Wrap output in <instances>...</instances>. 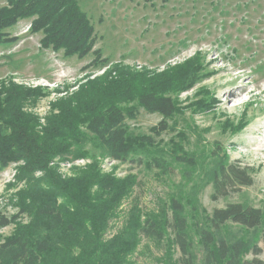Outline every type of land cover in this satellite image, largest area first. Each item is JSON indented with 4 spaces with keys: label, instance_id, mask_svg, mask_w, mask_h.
I'll use <instances>...</instances> for the list:
<instances>
[{
    "label": "rangeland",
    "instance_id": "1",
    "mask_svg": "<svg viewBox=\"0 0 264 264\" xmlns=\"http://www.w3.org/2000/svg\"><path fill=\"white\" fill-rule=\"evenodd\" d=\"M80 6L95 26V49L107 66H93L95 54L79 58L42 48V34H32L27 20L6 31L15 40L0 43V123L13 119L31 128L35 144L49 151L36 157L34 143L24 141L15 159L0 164V211L16 216L0 238L35 222L49 200L87 225L94 208L78 217L75 200L93 185L91 191L101 188L108 208L114 206L98 221L106 225L104 242L148 216L162 227L179 216L186 221L189 255L166 228L161 240L141 236L133 260L206 264L201 233L213 230L215 208L239 202L264 213V0H80ZM121 86L125 99L117 93ZM149 91L173 99L170 118L139 102L138 95ZM110 101L124 108L142 165L115 160L90 140L86 108L78 103ZM70 124L87 138L52 133L59 126L68 134ZM229 162L246 166L254 183L215 201V172ZM263 230L264 219L257 228L229 222L215 233L230 243L259 244L264 259Z\"/></svg>",
    "mask_w": 264,
    "mask_h": 264
},
{
    "label": "trees",
    "instance_id": "2",
    "mask_svg": "<svg viewBox=\"0 0 264 264\" xmlns=\"http://www.w3.org/2000/svg\"><path fill=\"white\" fill-rule=\"evenodd\" d=\"M214 7L217 8V5L214 4ZM22 20L30 21L32 34H42L40 39L42 48L62 51L66 56L79 58L95 54L93 66L109 65L106 58H101V50L95 49V26L81 8L80 0H0V43L16 39L5 34ZM111 67L112 65L109 66ZM197 78L199 75L196 74L191 80ZM123 86L117 93L125 99ZM107 96L111 97L109 90ZM138 100L143 106L161 114L165 119L170 118L176 111V105L170 96L155 91L142 92L138 95ZM79 105L86 108L83 110V119L86 129L90 132V140L94 144L99 143L103 151L115 160H130L132 163L143 164V159L133 152L128 129L125 127L124 108L112 101L96 107L90 106L87 102H80ZM1 122L3 123H0V164L7 165L10 160L15 159L24 149L21 146L24 141L34 143L36 157L49 154L46 147L35 144V135L31 128L20 126L17 121L16 125L13 119ZM5 125L10 128L7 130ZM159 125L163 131L167 129L165 121ZM73 126L74 124L68 126V134L59 126L51 129L52 133L57 132L59 133L57 135L63 137L70 138L79 133L80 136L87 138L85 132H80ZM79 142L80 140L77 141ZM48 145L50 146L49 143ZM183 157L178 156V159L187 160ZM158 167L163 168V165L158 163ZM253 183V177L246 166L238 162L224 163L215 172L212 199L217 201L229 197L232 192ZM92 186L75 200L77 203L75 214L78 217L90 213L88 211L94 208L87 225L85 221L66 217L65 212L61 211L55 201L49 200L37 210L35 222L18 229L14 235L0 238V264H136L132 256L136 252L141 236L161 240L166 235V228L173 231L182 255L186 257L190 254L191 244L186 221L179 216H175L173 221H169L164 227L156 219L148 216L142 224L134 223L131 226L130 223V226H125L118 236L104 242L100 233L102 235L106 225L105 223L100 225L98 221L114 206L108 208L104 195L101 196L103 194L101 188L92 192ZM94 201L98 204H93ZM174 205L181 208L178 202H174ZM263 219L264 213L260 208L239 202L215 208L209 217L213 230L205 228L201 233L206 251V264L220 262L264 264L261 257L263 248L259 244L250 245L243 240L230 243L226 239H217L215 233L229 222L251 229L257 228ZM15 220L16 216L10 217L0 211V229L14 223ZM247 253L251 256L248 257Z\"/></svg>",
    "mask_w": 264,
    "mask_h": 264
},
{
    "label": "bare ground",
    "instance_id": "3",
    "mask_svg": "<svg viewBox=\"0 0 264 264\" xmlns=\"http://www.w3.org/2000/svg\"><path fill=\"white\" fill-rule=\"evenodd\" d=\"M234 94H235V91L228 92V93L226 94V100H228V97H229V96H232V95H234Z\"/></svg>",
    "mask_w": 264,
    "mask_h": 264
}]
</instances>
